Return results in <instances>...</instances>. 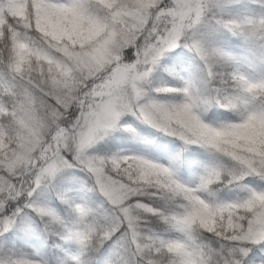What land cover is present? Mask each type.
I'll use <instances>...</instances> for the list:
<instances>
[{
  "label": "snow or ice",
  "instance_id": "6c2138e0",
  "mask_svg": "<svg viewBox=\"0 0 264 264\" xmlns=\"http://www.w3.org/2000/svg\"><path fill=\"white\" fill-rule=\"evenodd\" d=\"M126 116L196 179L96 154ZM0 264H264V0H0Z\"/></svg>",
  "mask_w": 264,
  "mask_h": 264
},
{
  "label": "trees",
  "instance_id": "16d2710c",
  "mask_svg": "<svg viewBox=\"0 0 264 264\" xmlns=\"http://www.w3.org/2000/svg\"><path fill=\"white\" fill-rule=\"evenodd\" d=\"M170 59V56L166 57L154 73V86L159 85L161 82L175 84L173 75L170 71L174 69L175 66L168 63ZM184 67H187V65ZM232 115L233 114H229L227 117L209 122H227ZM132 126L136 129L137 136L134 137L123 128L117 129L107 138L98 142L94 146L93 151L99 155H111L123 151L145 156L155 162L171 164L186 182L194 181L199 171V165L209 159V153L205 152L203 149H199L195 145L184 146L178 139L167 136L139 121L134 120ZM162 149H164V151H161ZM78 179L86 181L87 177L79 175ZM225 192L227 194L220 195L221 199H234L238 194L236 190L228 192V190L221 189V193ZM157 230L162 231L163 229ZM170 235L175 234L171 233ZM28 250L31 251L30 248Z\"/></svg>",
  "mask_w": 264,
  "mask_h": 264
},
{
  "label": "rangeland",
  "instance_id": "374dc122",
  "mask_svg": "<svg viewBox=\"0 0 264 264\" xmlns=\"http://www.w3.org/2000/svg\"><path fill=\"white\" fill-rule=\"evenodd\" d=\"M235 40H236V38L232 37V38L229 39L228 42H229V43H233V42H235ZM166 57H168V56H166ZM166 57H165V58H166ZM165 58H163L162 61H163ZM162 61H161V62H162ZM166 83H167V82H166ZM168 84H170V85H174V84H171V83H168ZM124 119H125L128 123H130V124H132V123L134 122V119L131 118V117H129V116L124 117ZM211 123H215V122H211ZM115 131H116V130H115ZM113 132H114V131H113ZM113 132H112V133H113ZM112 133H110V134H112ZM108 136H109V135H108ZM108 136H106L105 138H107ZM105 138H104V139H105ZM144 157H145V156H144ZM145 158H146V157H145Z\"/></svg>",
  "mask_w": 264,
  "mask_h": 264
}]
</instances>
